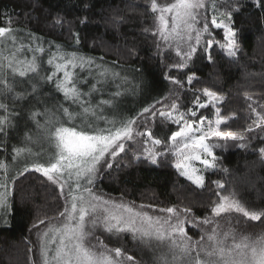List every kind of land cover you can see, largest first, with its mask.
Returning <instances> with one entry per match:
<instances>
[{"label": "trees", "instance_id": "1", "mask_svg": "<svg viewBox=\"0 0 264 264\" xmlns=\"http://www.w3.org/2000/svg\"><path fill=\"white\" fill-rule=\"evenodd\" d=\"M170 1L158 0V3ZM216 3L218 11L214 13L209 6L204 16L209 21L214 14L217 19H224L223 13L231 12L238 32L237 55L228 56L216 43L206 49L203 41L192 58L183 61L186 66L182 68L176 66L182 62L181 57H173L175 44L168 47L153 35L155 14L151 12L150 0H0V27H21L43 44L54 40L70 52L106 62L113 71L132 76L139 91L126 97L127 106L121 103L119 107L121 120L135 119V133L147 130L154 138L168 141L178 125L163 120L159 113L173 104L185 111L194 109L196 98L201 100L202 91L208 89L222 95L218 109L226 123L220 130L240 134L249 127L259 128L254 123L257 116L252 108L264 113V8L256 7L253 0H216ZM209 33L223 40V31L212 28L211 24ZM189 76L194 77L191 84ZM172 78L181 84L173 83ZM145 108L150 112L145 113ZM208 110L200 109L198 115ZM13 131L9 130V135ZM260 135L258 130L255 135H249L246 147H239L232 140L216 148L215 167L205 170L203 189L180 175L172 162L174 155L159 157L158 163L152 164L135 141H126L125 152L115 160L106 156L113 166L109 169L102 161L91 188L104 198L127 204L154 218L171 217L172 223L175 216L161 209L173 207L184 218L182 210L189 208L192 214L189 220L193 215L198 221L213 220L212 224H185L194 241L213 228L220 233L234 231L237 237L257 238L264 235V222L250 221L235 212L214 218L211 208L218 198L220 188L216 182H219L239 194L248 205L264 210V158L259 149L260 145L264 146V139ZM14 142L20 143L13 138L1 146V159L4 150ZM160 149L166 150V145L157 146ZM3 160L7 161V157ZM10 169V208L6 223L0 226V264H43L41 235L50 226L62 222L60 213L68 203V193L63 194L57 184L32 168ZM102 215L98 212L88 218H97L98 222L95 228L88 224L87 242L97 245V250H100L99 242L109 249L119 247L133 257L128 264H142L143 254L138 252L137 240L130 233L106 232L99 219ZM144 256V264H157V255Z\"/></svg>", "mask_w": 264, "mask_h": 264}, {"label": "snow or ice", "instance_id": "2", "mask_svg": "<svg viewBox=\"0 0 264 264\" xmlns=\"http://www.w3.org/2000/svg\"><path fill=\"white\" fill-rule=\"evenodd\" d=\"M258 8H264V0H253ZM206 0H172L170 3H158V0H150L151 12L155 14V31L153 35H158L160 40L172 47L176 45V55L181 57L182 62L177 67H185L183 61L190 60L197 51V45L200 44L201 36L209 33V24L214 29H221L224 33L225 43L220 47L226 50L227 55L235 57L239 50L238 32L234 28L230 11L223 13L224 19H217L214 14L209 21L207 16H202L201 10L206 9ZM213 12L218 11L216 0H211ZM59 23V21H57ZM202 23V28L197 27ZM12 29L9 27H0V40L11 37ZM195 34V35H193ZM78 39V38H77ZM193 39L195 43H193ZM187 44V50L181 49L180 45ZM159 47V44H158ZM213 47V40L208 39L205 44L206 49ZM42 51V49H41ZM8 59L7 68L13 75H27L28 71L35 72L34 61L27 65V68L16 67L17 61L14 58ZM54 59L60 61L55 64L57 72H62L63 78L59 79L56 87L64 93L66 99L77 101L81 93L73 82V74L70 68L77 66V61L82 65L85 63L83 57H77L76 53L69 55H58ZM211 60V56L209 55ZM90 63L91 61H87ZM53 63V59L49 60ZM5 65L0 63V95L12 91V85L3 75ZM56 73H53V76ZM53 76L47 79L52 80ZM194 77H188V83L191 84ZM175 84H181V81L172 78ZM19 95V94H18ZM203 95L208 98L207 102H200L196 98L195 108L205 109L214 102H221L222 98L216 93L204 89ZM103 103H110L104 101ZM249 107H252L249 105ZM171 111H161L159 115L165 121L179 125V130L171 132L168 141L160 138H154L152 132L135 133V119L110 120L106 121L109 127L88 131L84 127L65 126L62 123L58 125L46 126L43 139L50 145L52 151L44 163L34 162L32 169L41 173L48 181L59 185L61 192L65 186L69 188V203L66 204L63 212L64 222L60 226L49 227L41 235V256L43 264H128L133 261V257L123 253L121 248L109 249L102 242H99L100 250L97 245H90L88 237L90 232L87 226L90 223L93 228L97 226V218L88 219L95 216L98 212L102 213L100 223L106 232L111 234L130 233L134 240H139L142 244L150 245L152 241L158 242L161 246L168 248V253L162 254L157 258V264H168L167 255L170 254L173 261H179V264H264V235L253 238L247 235H240L234 231L220 233L217 228L210 232L202 234L199 240H193L185 230V224L191 223L193 226L198 224H212L213 220L204 218L197 220L192 216L191 209L182 210L184 218L177 213L173 207L161 209L175 216V223L171 222V217L161 219L152 217L146 213L135 211L133 208L123 203H115L111 200H103L96 196L89 187L94 184L98 173V166L103 161L107 168H112V163L106 160L110 156L115 160L120 153L125 152V142L134 139V135L144 136L151 140L152 144L159 146L166 145L165 151H154L145 149L146 159L157 164L159 157H165L169 154L176 156L175 168L181 176L186 177L198 188L203 189L205 184L204 175L201 170L194 166L193 162H199L204 169L215 167L214 149L222 147L219 143L209 142L211 138L243 140L244 137H238L231 134H224L220 126L226 123L221 117L220 110H216V120H208L207 117L198 115L196 110L189 109L187 112L179 111L177 105H171ZM0 110L8 113V106L0 103ZM89 109L85 108L84 112ZM150 112L149 108L143 110ZM258 122L254 121L257 127L264 130V113L256 111ZM64 114L69 120L74 119L68 108L63 109ZM35 115L38 114H33ZM152 115H156L152 112ZM195 118V119H193ZM207 121V123H206ZM10 124L8 115L0 116V132L4 131L6 125ZM89 127H91L89 125ZM249 132L253 131L249 127ZM264 139V137H260ZM32 141L31 137H27ZM39 143V141H36ZM170 142V144H169ZM239 147H246L241 143ZM17 156L23 152L31 153L30 148L14 149ZM264 153V148L260 149ZM41 155L40 153L36 154ZM211 158V159H209ZM0 169L5 170V179L0 182V209L6 210L8 207V177L7 166L0 164ZM28 169L25 168V171ZM84 182L83 185L81 182ZM71 182V183H70ZM217 183V187L224 188L223 184ZM74 184V188H73ZM218 195V202L212 208L213 217H221L222 214L232 212L240 213L250 221L264 222V210L255 211L246 208L239 200L231 198L229 195ZM40 223H44L43 220ZM231 240V243L228 241Z\"/></svg>", "mask_w": 264, "mask_h": 264}, {"label": "rangeland", "instance_id": "3", "mask_svg": "<svg viewBox=\"0 0 264 264\" xmlns=\"http://www.w3.org/2000/svg\"><path fill=\"white\" fill-rule=\"evenodd\" d=\"M170 2H172V0ZM206 5V8L211 6V0H206ZM205 13L206 10L202 9V16H204ZM211 18L212 16L210 17V20ZM202 26V23L197 25V27L199 28H202ZM9 28L12 29L11 37L0 40V63H3L5 65V68L3 69V75L12 85V91L5 92L3 95H0V103H4L8 106V113L0 110V116L8 115L10 124L5 126L3 132H0V148L3 144L9 143V141H11L13 138L17 139V141L19 140L20 143L18 145L16 144V142L10 143L11 147L4 150L3 158L7 157V161L3 160V158H0V164H5L7 166V177L8 173L11 171V167H14L16 170L18 168H22L23 170L25 168H32V164L34 162L38 161L44 163L47 160V157L52 149L47 141L43 139L46 131V126L50 127L51 125H58L59 123H62L65 126H76L78 128L84 127L88 131H94L95 129L109 127L110 125L107 124L106 121L121 120L122 113L121 107H119L120 104L123 103V105L127 106V104H125L127 102L126 97L130 95L132 96L134 93L137 94L139 91V88H136V86L138 87L137 82L132 76L129 77L128 74L123 75V73L119 71H113L106 62L90 59L86 57V55L81 56L79 54H76L77 57H83L86 61L82 65L79 63V61H77V66L75 68L69 69V71L73 74V82L79 89L81 96L77 101L66 99L64 93L58 90L56 87L58 80L63 78V74L62 72L56 71L55 64L60 61L54 59V57L61 54L67 56L73 52L66 50L65 45L57 43L54 40L47 41L46 44L48 45L43 44L38 41V39L34 38L33 33L21 27ZM156 37L159 38L158 35ZM208 39H212L213 43H216L218 46L225 43L224 39L219 40L211 36L210 33H205L201 36L200 44L197 46L202 45ZM193 43H195L194 39ZM180 47L184 51L187 50V44L182 43ZM173 57H179L176 55V45L174 46ZM5 58H14L15 61H17L15 66L24 68H27V65L31 64L34 61L37 70L35 72L28 71L27 75L25 76H19L18 74L13 75L11 70L6 67L9 61ZM50 59H53L52 64L49 63ZM87 61L91 62L88 63ZM53 73H56V75L53 76ZM48 76H53V79H47ZM0 87H2V85H0ZM216 95L222 98V95H219L217 93ZM207 100L208 98L203 95V98L200 100V102H207ZM104 101H110V103H103ZM218 103L219 102H214L213 104H210L208 107L209 112H205L204 114H202L203 116L207 117L208 120L213 121V123L216 120V110L218 109ZM64 108L69 109V112L73 114L74 119H68V117L63 112ZM85 108H88L89 111L84 112ZM178 108L181 112H187L180 107ZM171 110L172 109L170 108L167 111ZM192 110H196L198 112L200 109L194 108ZM34 113L38 115H35L34 117ZM256 122H258V118ZM89 125L91 127H89ZM9 130H14L11 135H9ZM176 130H179V125ZM257 130L260 132V136L264 137V133L262 134V130L260 127L253 128L252 132H249L247 130L244 133L240 134L225 132L223 133L226 135L231 134L238 137H244L243 140H235L236 143L240 145L241 143L245 144L249 142L250 140L245 142L249 139L248 136L255 135V132ZM146 132L149 131L146 130L144 133ZM27 137H31L32 141H28ZM145 137H147V135H145ZM145 137L142 136V138H140L139 136H136L133 140H131L136 142V145L144 156H146L145 149L154 150L157 152L165 151L161 149L158 151L157 146L153 145L148 137V140H145ZM36 141H39V143H37ZM229 141H232V139L224 140L219 138H211L209 142L219 143L222 145V147H224L229 144ZM250 145L251 143H249V146ZM16 148H30L32 154L23 152L19 156H17L16 152L14 151V149ZM261 148H264V146L260 145L259 149ZM37 153H40L41 155L37 156ZM261 155L264 158V153H261ZM176 159V156H173L172 162L174 165L176 163ZM193 164L195 167L201 170L200 174L204 175L205 177L204 166L195 161L193 162ZM211 169L213 168L207 170ZM10 178L11 176L8 177L7 180L8 207L6 210L0 209V226L6 223L7 214L10 208L8 196L10 191ZM4 179L5 170L3 169L2 173L0 172V182H3ZM81 183L83 185L84 182L82 181ZM74 187L75 186L73 184V188ZM59 190L61 191V189ZM0 192H4V189L0 188ZM66 192H69V188L67 185L63 190V194ZM94 194L96 196H100L99 194ZM218 194L229 195L231 198L239 200L249 210L260 211L255 207L248 205L245 200H243L241 196H239V194L232 192L229 188L227 189L224 187L223 189H220L218 191ZM102 199L109 200L104 197H102ZM216 202H218V198ZM134 210L138 211L136 209ZM139 212L143 211L139 210ZM64 219L65 218L63 217L62 222L52 226H60L64 222ZM237 239H239V237H237ZM137 244L138 252L143 254L142 264H144V254H148L150 257L155 255H157V257H160L162 254L168 253V248L166 246L159 245L156 241H152L150 245H145L137 240ZM167 260L169 264H179L178 260H172L170 254L167 255Z\"/></svg>", "mask_w": 264, "mask_h": 264}]
</instances>
